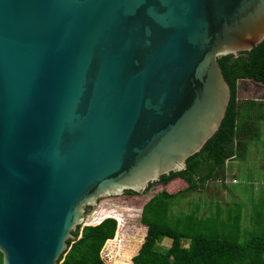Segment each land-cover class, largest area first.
I'll list each match as a JSON object with an SVG mask.
<instances>
[{
  "label": "water",
  "instance_id": "1",
  "mask_svg": "<svg viewBox=\"0 0 264 264\" xmlns=\"http://www.w3.org/2000/svg\"><path fill=\"white\" fill-rule=\"evenodd\" d=\"M263 41L264 0H0L4 263L59 264L102 200L183 172L228 110L219 59Z\"/></svg>",
  "mask_w": 264,
  "mask_h": 264
},
{
  "label": "trees",
  "instance_id": "2",
  "mask_svg": "<svg viewBox=\"0 0 264 264\" xmlns=\"http://www.w3.org/2000/svg\"><path fill=\"white\" fill-rule=\"evenodd\" d=\"M219 63L231 88L220 130L187 161L183 172L164 176L147 193L156 184L167 186L177 179L184 180L188 187L176 194L164 191L144 207L142 222L148 227L147 237L145 233L142 237L140 233L132 235L125 229L124 213L119 210L122 200H105L89 211L90 226L79 227L77 240L70 241L71 250L59 264H107L102 253L106 245L105 252L112 244L118 248V256L106 254L109 264H264V202H256L250 228L243 226L242 210H238L244 206L241 203L226 212L221 207L217 211L211 209L209 214L205 211L173 215L171 211L177 198L199 193L218 181L227 185L229 163L247 160L253 143L262 135L264 99L241 101L238 94L240 81L264 84V41L251 52L221 57ZM166 239L173 240L169 249L162 248ZM0 264H5L1 251Z\"/></svg>",
  "mask_w": 264,
  "mask_h": 264
},
{
  "label": "rangeland",
  "instance_id": "3",
  "mask_svg": "<svg viewBox=\"0 0 264 264\" xmlns=\"http://www.w3.org/2000/svg\"><path fill=\"white\" fill-rule=\"evenodd\" d=\"M238 96L241 101H262L264 99V84L251 80L240 81ZM228 168L230 171L226 179L227 185L222 186L218 181L215 185L210 184L199 193H190L185 198L175 199L176 201L174 200V205L171 208L172 214L182 215L205 211L209 214L211 209L217 211L218 207H221L226 212L228 209H235V203H241L244 206L238 210H242L243 226L250 228L253 223L252 213L256 202H264V124L262 126L261 138L253 143L247 160L230 162ZM175 182L179 183H176L172 188L164 184H156L148 193L133 195L127 192L105 200H122L119 210L124 213L125 229L130 230L132 235L140 233L142 237V234L145 233L147 237L148 227L144 226L142 222L144 207L153 197L164 191L176 194L188 187L187 183L182 179H177L173 183ZM105 200L100 202L99 207ZM243 236L245 235L243 234ZM143 244L141 245L143 246ZM172 244L173 240L166 239L162 244V248L169 249ZM185 245L188 247L189 242L187 241ZM105 248L102 256L107 264H109L110 258L107 255L113 254L118 256V248L114 244L109 245L107 252H105ZM138 248H140L139 245L137 246Z\"/></svg>",
  "mask_w": 264,
  "mask_h": 264
},
{
  "label": "crops",
  "instance_id": "4",
  "mask_svg": "<svg viewBox=\"0 0 264 264\" xmlns=\"http://www.w3.org/2000/svg\"><path fill=\"white\" fill-rule=\"evenodd\" d=\"M231 162H234V161H231ZM174 182V181H173ZM170 183L169 185H167V186H169V188H172L173 186H175L176 185V183H179V182H175V183ZM170 193V192H169ZM172 194V193H171Z\"/></svg>",
  "mask_w": 264,
  "mask_h": 264
}]
</instances>
